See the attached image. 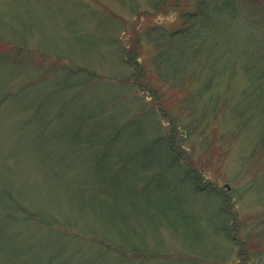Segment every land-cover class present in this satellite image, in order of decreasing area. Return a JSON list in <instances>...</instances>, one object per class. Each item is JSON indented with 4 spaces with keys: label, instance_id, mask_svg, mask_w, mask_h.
I'll return each instance as SVG.
<instances>
[{
    "label": "rangeland",
    "instance_id": "obj_1",
    "mask_svg": "<svg viewBox=\"0 0 264 264\" xmlns=\"http://www.w3.org/2000/svg\"><path fill=\"white\" fill-rule=\"evenodd\" d=\"M152 2L0 0V264H240L239 250L264 262V87L244 94L228 69L208 92L220 105L205 146L180 141L194 185L161 142L137 149L169 135L152 100L117 83L135 30L178 25L138 19Z\"/></svg>",
    "mask_w": 264,
    "mask_h": 264
},
{
    "label": "trees",
    "instance_id": "obj_2",
    "mask_svg": "<svg viewBox=\"0 0 264 264\" xmlns=\"http://www.w3.org/2000/svg\"><path fill=\"white\" fill-rule=\"evenodd\" d=\"M263 12L264 0H153L149 9L137 14L138 19L156 14H177L178 19L176 26L154 23L135 30L124 50L123 62L130 70L122 74L117 83L135 88L145 100L151 99L155 111L161 118H166L169 125L165 131L169 133L168 138L158 136L160 141L139 142L137 149L147 150L154 142H161L175 163L186 170L192 185L202 176L201 170H196L193 165V150L189 151L180 141L189 139L186 135L195 134L200 138V144L205 146L208 120L214 118L209 113L211 110L216 112V107L220 105L218 96L213 97L208 92L222 84L223 73L228 69L243 72L248 85L242 93L253 96L264 87ZM73 74L66 80L65 88L74 87L68 84ZM233 77L227 75L225 80L229 82ZM261 101L257 99L255 102ZM200 103L205 107H200ZM208 104L212 106L207 109ZM202 108L205 111H201ZM113 118L109 116L107 121ZM122 127L124 125L119 126L117 131L124 130ZM131 131L130 137L141 135L139 127ZM114 140L110 136L104 143L109 146ZM261 142L264 145V138ZM183 154L187 157L185 160ZM104 155L105 149L101 156ZM121 162L115 159L114 165L119 166ZM11 203V207L15 206L13 208L22 215L21 204L15 198ZM18 218L24 219L23 216ZM118 239L123 245H131L132 251L138 249L137 242L126 235ZM238 253L241 255L240 264H252L254 251L239 250Z\"/></svg>",
    "mask_w": 264,
    "mask_h": 264
}]
</instances>
